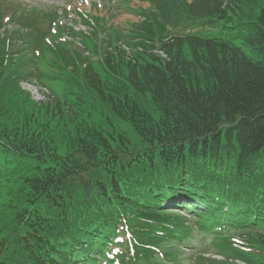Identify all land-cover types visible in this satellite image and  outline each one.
<instances>
[{
    "label": "trees",
    "instance_id": "trees-1",
    "mask_svg": "<svg viewBox=\"0 0 264 264\" xmlns=\"http://www.w3.org/2000/svg\"><path fill=\"white\" fill-rule=\"evenodd\" d=\"M190 1L184 9L186 0H148V9L139 12L137 29L152 35L167 58L144 52L139 62L127 61L130 93L100 97L136 141L119 135L113 148L95 134L98 145L85 150V164L57 160L54 169L38 172L36 202L45 203L21 217L26 229L17 264H97L121 236L135 253L117 255L109 264H156L158 253L166 255L161 247L166 244L202 246L224 261L233 259L226 264H264V169L254 167L264 148V0ZM227 11L253 16L240 21L234 38L243 37L242 29H254L248 43L262 51L260 59L246 55L232 39L182 31L186 25L217 23ZM116 54L108 47L103 56L113 72ZM78 63L86 83L102 93L91 62L79 58ZM1 64L0 80L12 87L19 66L4 59ZM140 96L148 97L157 116ZM232 139L235 149L229 148ZM88 160L97 168L87 167ZM74 164L106 179L73 184ZM89 183L81 201L80 188ZM17 197L9 188L0 192V211L5 201L13 207Z\"/></svg>",
    "mask_w": 264,
    "mask_h": 264
},
{
    "label": "rangeland",
    "instance_id": "rangeland-1",
    "mask_svg": "<svg viewBox=\"0 0 264 264\" xmlns=\"http://www.w3.org/2000/svg\"><path fill=\"white\" fill-rule=\"evenodd\" d=\"M2 1V26L6 30L0 36V68L2 59L6 63L13 62L19 66L16 69L19 79L12 87L0 80V192L9 188L18 195L17 204L13 200L12 207L9 201H5L3 211H0V263L17 264L23 259L22 236L26 229L21 217L28 210H38L45 203L36 202L38 181L34 179L38 172L47 166L49 170L54 169L57 160L63 162L70 159L85 164V150L89 146L98 145V142L93 141L95 134L103 136L106 144L113 148L118 146L116 138L119 135L126 142L134 143L135 134L125 122L110 112L108 101L102 102L100 97H109L115 91L122 95L130 93L126 78L127 61L137 63L146 54L164 60L167 57L157 49V43L150 39L152 35L137 29L142 21L139 12L148 9V0ZM190 2L187 0L182 3L183 8ZM16 4L37 8L39 11L52 9L62 12L57 19L59 25L55 33L48 36L51 37L45 46L44 43L38 48L34 46V36H27L25 30L15 29L12 22L7 20ZM260 4V1L256 3L255 13ZM244 15H235L233 12L228 14L227 11L225 19H219L215 25L201 32L209 37L232 39L246 55L254 60L260 59L262 51L248 43L254 29H242L243 37L234 38L235 33L241 29V20H254L253 16L246 18ZM154 29L159 34L158 27ZM8 37L12 39L9 46L5 43ZM108 47L120 53L116 54L118 58H111V65L117 68L115 72L103 63L104 52ZM34 48L38 49V56L32 52ZM183 49L187 54V48ZM79 58L91 62L100 79L102 93L93 91L86 83L85 76L82 77L84 67L79 66ZM140 98L150 114L157 116L148 104V97ZM233 143L232 139L229 148L235 149L236 143ZM87 167L97 168L90 160ZM254 167L264 169V148L258 153ZM71 170L75 176L73 184L79 180L86 181V178L92 181L106 179L102 172H97L99 177L82 173L83 168L79 165L74 164ZM20 185L22 189L15 193ZM89 187L90 183L88 187L85 185L80 188L81 201L88 196ZM188 223L193 221L189 220ZM204 236L208 237L207 234ZM128 237L127 234L126 240ZM122 240L121 236L120 240L108 247L101 264H109L108 260L117 255L128 258L135 253L132 244H123ZM196 240L194 242L197 244ZM161 247L166 255L158 253L161 259L155 260L156 264L233 262V259L224 261L222 256L202 246L188 249L184 244H166ZM251 252L258 256L255 249ZM213 259L215 261L211 263L209 260ZM235 263L244 264L242 261Z\"/></svg>",
    "mask_w": 264,
    "mask_h": 264
}]
</instances>
